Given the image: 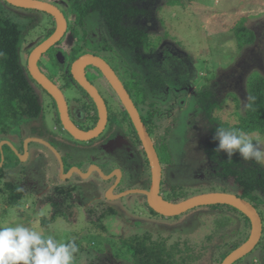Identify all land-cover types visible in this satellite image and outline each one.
<instances>
[{"label":"rangeland","instance_id":"obj_1","mask_svg":"<svg viewBox=\"0 0 264 264\" xmlns=\"http://www.w3.org/2000/svg\"><path fill=\"white\" fill-rule=\"evenodd\" d=\"M157 1L159 5L150 7L153 18L148 20L143 18L141 22L143 24L142 27L149 29L150 36L147 45H149V48H152L155 43H160V47L167 45L184 53L186 57L182 58V60L177 56H175L177 58L169 57L168 55L172 54L168 52V55H166L167 58H164L165 60H155L156 64L153 69L168 79L173 78L170 79L173 82H179V77H183V80L187 79V77H190L191 72L195 73L190 83L186 84L190 90L182 91L180 98L184 103L181 108H177V114L179 112H189L190 116L194 115L200 121V116H204V111L198 105V99L195 100L196 107L195 104L193 106L195 102L192 99V92L194 93L196 88L199 89L203 85L206 86L207 83L214 82L217 86L212 88L217 90H215L216 94L213 96V101L217 102L219 106L213 108L211 116L213 118L216 117L221 123H229L230 125L239 124L238 112L243 113V109L249 100V94H247L248 79L256 73L264 76V0H179L178 3L174 0V4L172 5H168L166 0ZM1 3L5 2L0 0V5ZM36 15V18L28 16L23 19L24 23L29 25L28 31H32L34 25V31L25 33L27 38L23 43L25 50L23 51V48L21 49L24 66L27 61V55L29 54V51L26 52V50L30 48L29 46L32 40H34L33 43L36 46L35 44L39 42L43 37V33L47 30V17H40L38 13ZM13 18L20 22L19 17L14 16ZM150 21L153 22L150 23ZM241 24L253 30L257 35L255 43L244 48H239L238 40L235 36L237 27L241 26ZM100 33H102L103 38L106 36L103 30ZM78 40L79 38H77ZM110 41L111 43L107 44L109 46L113 43V40L110 39ZM60 47L62 46L53 49L49 53L55 54L59 50L66 54L69 50ZM91 47H94V45ZM100 48V46H95L92 49L101 51ZM145 48L146 46L141 48V54L144 57L152 56L153 53L148 52ZM100 53L118 71V74L124 83L128 85L129 89L132 91L136 90V83L130 79L132 77L131 72L122 70L123 68H129L131 66L130 63L132 62L129 59V52L123 50L121 52L114 49V54L110 52L107 54L105 52ZM68 59L72 61V58ZM39 64L41 69L50 74L54 79L57 72L61 70L57 67L60 64H52L48 60H42ZM153 82H156V80H153ZM186 85L184 86L186 87ZM64 92L70 106H73L76 103L74 93L68 90H64ZM135 97H137L135 98L137 105L139 104L138 102L147 100L142 93ZM152 104L158 108L157 111L159 112L154 119L157 124L153 123L150 127L151 133L155 134L156 129L161 130L170 124L171 118L167 115L170 105L158 101ZM77 105L80 106L81 103H77ZM42 107L43 112L38 118L17 122L5 136L11 139L16 138L19 141L23 137L31 135L38 136V133L42 130L48 131L51 134L54 133L53 135H61L59 131H54V128L58 127V122L54 119V112H52V107L49 106L48 99L43 101ZM193 107L196 110H193ZM198 116L199 118H197ZM177 119V123L176 118L172 122L175 129L179 126V118L177 117ZM207 122L208 120H204L199 123L202 126H196V123L192 125L189 133L191 136L185 140H181V143H176L186 150H179V152L173 153L172 150H164L158 146V153L165 167L162 192L164 191V196L167 199L173 200V197H177L178 200H182L193 195L211 191H223L224 189L228 192L236 193L235 190L227 189L224 183L226 181L222 179H218L222 183L217 181L206 183L199 178L192 177L189 179L187 175V170L192 165H196L200 159H205V150L202 147L205 145L208 148V132L204 131ZM117 124H120L118 120L114 121L113 125ZM172 125L169 128L170 133L173 131ZM120 131V126L118 128L115 127L111 136L120 133ZM122 132H124V129ZM5 136H0V139ZM249 136L256 139V142L258 140L260 147L264 149V135L254 133ZM18 144L20 143L18 142ZM76 145L84 146L81 144ZM29 152V159L22 162L20 159H16L9 150H5L8 160L5 166L0 167V169H4L3 172H6L5 178L0 182V227L14 226L16 224H23L24 226L30 227L38 222L36 230L46 236V238L52 236L58 242L63 243H66L72 238H76L79 250L77 255H74L73 264H86L94 256L106 253H113L120 260L123 258L127 259L129 254L122 246L121 238L144 230L143 227L135 225L138 221L143 222L148 227L146 229L157 232L163 231L175 234L181 230L186 231L187 234L185 233L184 236L180 234L178 238L188 240L198 250L208 245L207 235L214 229L216 225L214 221L216 218L200 217L201 221L199 220L200 223L197 224L198 227L194 230L196 222L190 218V214L193 211L167 220L155 216H148L147 211L142 207L143 204L141 205V202H139L140 198L135 195L116 201L118 205L119 201L125 204L124 206L120 205V214L105 218L103 223L106 226V232L99 231L92 222L100 216L103 208L106 206L97 200L101 198V194L97 196L94 193V185L97 183L102 185V182L96 179V177H94L96 180L86 181L82 178H77V176L69 180L67 179V181L60 179L64 187L69 188L75 186L76 205L72 209V214L64 207L63 210L69 216L58 217L59 219L56 222H52L50 217L53 208L50 204L46 203L45 195L55 186L52 182L57 175L56 159L52 152L40 144H32ZM88 152L90 153L89 158H87V153H84L82 156L72 153L70 161L72 160L73 162H78L79 165L83 164L85 166L87 162L91 161V156L95 155L93 150H89ZM181 152L184 154V158L179 156ZM177 161L180 163L178 169L183 170L181 171L183 179L172 181L168 179L169 177L166 174L168 171H166V168ZM213 165L216 166L209 165L208 169L216 171L218 169L217 161L213 162ZM261 165L264 167V164ZM7 181L22 183L25 185L24 188L26 191H28L17 206H9L7 203V194L4 185ZM261 207V216L263 218L262 220H264V206ZM225 210L238 218L239 232L229 237L222 243L221 248H218L219 250L216 249V252H213L214 254L212 253V264H220L222 262V255L230 253L234 244L244 242L250 233V229L246 225L243 215L228 207ZM43 218L49 220L48 225L42 224ZM262 223L264 226V221ZM179 227L182 229H177ZM209 246L211 247V245ZM235 264H264V248L262 244L260 245L259 243L253 252Z\"/></svg>","mask_w":264,"mask_h":264},{"label":"flooded vegetation","instance_id":"obj_2","mask_svg":"<svg viewBox=\"0 0 264 264\" xmlns=\"http://www.w3.org/2000/svg\"><path fill=\"white\" fill-rule=\"evenodd\" d=\"M39 1H43L57 7L64 14L67 21V31L64 37L62 38V40L55 47L50 49L48 53L44 54L40 61L48 60L52 64L53 63L57 65L60 64V66L57 67H59L61 70L57 72L55 79L52 78V76L46 73L43 69L41 70L62 90L64 95H65L64 90L66 91L68 90L74 93L75 95L74 100L76 103L73 106H70L69 101L65 95L67 101V107H68V114L72 123L81 130H91L94 129L99 122V110L96 104L93 102V100L90 97H88V94L75 81L71 73V67L75 59L85 54H94L96 56L103 58L111 66V69L115 72L118 79L120 80L124 88L127 90L128 94L130 95V98L134 103V106L136 107L140 115L141 121L143 122L150 138H152L151 140L153 142L154 148L157 151V153L159 150L158 146L161 147V149L163 148L164 150H172L173 153L179 152V150H186L183 147L178 146L176 143H181L182 142L181 140H185L189 136H191L189 133L191 131L192 125L196 123V126L198 125L202 126L199 123H201L204 120H207L206 117L200 116L201 120L199 121L196 119V117H194V115L190 116L189 112H179L178 114L176 112L177 108H181V106L184 103V101L180 98L182 91L184 92L190 90L187 88L188 85L186 84L190 83V81L194 78L195 73L191 72L190 77L184 79L185 81L183 80V77H179L178 78L180 80L179 82H173L172 80H170L173 78L168 79L165 76H162L161 73L155 72V70L153 69L154 65L156 64L155 60L157 61L165 60L164 58H167L166 55H168V52L172 54V55H168L169 57H173V58L179 57L182 60L181 52L179 50H175L171 48L170 46L167 52H163L161 51V48L163 47H161L158 48L157 51L154 52L152 56H148V57L143 56L145 60L144 62H140V63L136 62L133 59V55H134L133 52L128 53L130 56L129 59L132 62L130 63L131 66L134 65L136 68L132 66L134 67L132 69V67L130 66L129 68H123L122 70L131 72L132 77L130 79H132L134 83H137L140 80L142 81L141 86L145 89L144 93L142 94L145 96V99L147 98V100L145 101L139 100L140 102H138L139 104L137 105V101L135 99L137 97L135 96L141 95V92L140 91L137 92V89L134 91L130 90L128 85L124 83V81L118 74V71L100 53V52L102 53L105 52L107 54L108 52H110L114 54V49L119 50L121 52L122 50L127 52L129 51L126 48L125 49L121 48L115 44V41L111 38V32L104 24V21L102 20L100 13L93 12L92 9L89 12L87 11L85 12L84 6L88 5V3H86V0H39ZM3 2L5 1L3 0ZM1 4L4 6V8L8 9L14 16L19 17L21 21H23V19L28 16L32 18L34 17L36 18L37 13L40 14V17L41 16L45 18L47 17L46 19L47 30L43 33V37L39 40V42L35 44L36 46L42 41L46 40L48 37H50L56 29L57 26L56 19H54V17L50 16L45 12L34 9H22V8L14 7L8 4L7 2ZM102 30L106 34L104 38L102 33H100ZM30 31L31 30H29L28 33H30ZM32 31H34V25L32 27ZM77 38H79L78 41ZM110 39L113 40V43L110 44L109 46L107 44L111 43ZM33 42L34 40H32V43L29 46L30 48L26 50V52L29 51L26 61L27 69H28V57L30 55V52L34 49V47H36L34 46ZM92 45H94V47L100 46L101 51H98L97 49H92L94 48L91 47ZM59 46H62L60 48H63L65 50L69 49L68 52L64 54L61 51L57 50L55 54L49 53L50 51H52L55 48H58ZM24 50H25V45L23 46V51ZM68 58H72V61H69ZM151 64L152 66H150ZM152 73L160 75L162 79L166 81V83L162 84L159 83L158 81L153 82V80L154 79L156 80V78L155 76H153L154 79H151L149 74L152 75ZM86 77L87 80L92 85H94L99 95L103 98L105 104V108L107 111V120L102 132L96 138L87 142L74 140L73 137L64 129L60 114L58 112L57 105L53 100V98L45 90H43L41 86H39L35 82L34 86L36 87V90L41 98L42 103L45 99H48L49 106L52 107V112H54L53 113L54 119L58 122L57 125L58 127H55L54 131L55 132L59 131L61 135L58 134L53 135L54 133L51 134L48 131L42 130L41 131L42 133L41 132L38 133L39 134L38 136L31 135L28 137H23L20 138L19 141H17L16 138L11 139L10 137L7 138L6 136L2 137L0 139V145L1 144L3 145L2 148H0V163L2 162V156L4 157L3 166H5V164L7 163L8 158L5 154V150H9L11 154L15 156L16 159L17 158L20 159L21 156L19 155H23L25 152L24 150H26L25 141H27V139L31 140L32 138H39L48 142L50 146L42 142L34 141L28 144L27 150H31L32 144H40L54 154L57 164V175L53 180L54 185L56 184V182L59 183L61 182L60 163L59 160L57 159L56 154L53 152V150H57L63 159V163L65 166V173H68L72 168H78L82 172L87 173L91 167H94L95 171L92 172L90 177L88 179H83V180L86 181L92 179L93 180L99 179V181L102 182V185H100L99 183L94 185L95 187L94 193H96L97 196L101 194L100 195L101 198H98L97 200L100 201L102 204H104L106 207L113 206L114 208H116L117 216L120 214V207L124 206L125 204L120 203L121 201H119L118 202L119 205H118L116 201L135 195L138 198H140L139 202H141V205L143 204L142 207L144 210L147 211L148 216H155L165 220L176 218V217H165L154 212L150 208L148 204L147 196L144 193H134L127 195L125 197H120V198L118 197L129 191L137 190L138 192H142V191L150 190L151 184L153 182L150 161L145 152V148L142 144V141L140 140V137L136 132L134 125L123 103L121 102L115 90L112 88L111 84L103 76L102 72L97 68L88 67L86 68ZM184 85H186V87ZM192 99L193 102H195V100L198 99L197 102L199 103V97L195 91L194 93L192 92ZM156 101L167 103V105H170V109L168 110L167 115L171 119L169 125H166L161 130L156 129V133L155 134L153 133L154 134L153 135L150 131L151 130L150 127L153 123H156L154 119L156 114H159V112L157 111L158 108H156L154 104H152ZM77 103H81V105L78 106ZM194 104L196 107V102L193 103V106ZM195 107H193V110H196ZM177 117L179 118V122H178L179 126L177 129H175V126L172 125V122L176 118V123H177L178 121ZM197 118H199V116ZM117 120L120 124L113 125L114 121ZM171 125L173 131L170 133L169 128ZM119 126L121 127L120 133L111 136V134L113 133V129L115 127L118 128ZM123 129L124 132H122ZM204 131L208 132L207 138L209 140L208 148H206L205 145H203L202 147V149L205 150L204 151L205 159L203 160L200 159L199 162L197 161L196 165H192L187 170V175L189 179H191L192 177L199 178L201 181L206 183H212L215 181L222 183L221 180H218L220 178L216 175L217 170L211 171L208 169L209 165L216 166L213 165V162H215V160L212 157H210V150H212L211 147L212 145L210 143L211 138H210L208 122L207 124H205ZM7 142H9L12 146H10ZM18 142L20 144H18ZM76 144H81L84 146H80ZM34 150H39V149H34ZM89 150H93L95 152V155L91 156L90 159L91 161L87 162L85 166H83V164L79 165L78 162H73L72 160L70 161V157L72 156V153L80 154L81 156L84 153H87L88 154L87 158H89L90 157V153L88 152ZM190 150H195V149H190ZM67 154L69 155L66 158ZM158 156L162 167L160 195L166 201L172 203H178L188 199L185 198L182 200H178L177 197H173L174 199L171 200V199H167L164 196V191L162 192V188L165 178L164 177L165 167L162 164L159 153ZM179 156H181V158L185 157L184 154H182V152L181 155ZM178 162L179 161H177L172 165H169L168 167L166 166L167 167L166 171H168L166 172V174L169 177L168 179L172 181L175 180L178 181L179 179H183L181 176L182 175L181 171L183 170L178 169V166L180 165V163ZM97 168H99L103 172L104 176H102L98 171H96ZM176 172H178V174H176ZM118 174H120V177ZM74 176H77V178H81L76 173L73 174L71 178H73ZM94 177H96V179H94ZM60 185L62 184L60 183ZM213 192L231 193L226 191L225 189L223 191H211L207 193H213ZM201 194H205V193H201ZM108 195L112 196V199H110ZM117 205L118 207H116ZM213 206H221L223 208L227 207L225 205H213ZM205 207H209V206L199 207L190 210L193 211V213L190 214L191 220L192 219L194 220V218L200 214L202 215V214L214 213L213 210H208V209L206 210ZM138 222L143 224V222L141 221ZM177 229H182V228L179 227Z\"/></svg>","mask_w":264,"mask_h":264},{"label":"trees","instance_id":"obj_3","mask_svg":"<svg viewBox=\"0 0 264 264\" xmlns=\"http://www.w3.org/2000/svg\"><path fill=\"white\" fill-rule=\"evenodd\" d=\"M176 3L179 0H175ZM168 5L174 4V0H166ZM87 6H84L85 12L91 9L93 12H99L104 24L111 32V38L115 44L121 48H126L128 52H133V59L140 63L144 62L141 48L145 47L148 52H156L160 47V43H155L152 48H149V29L142 27V20L153 18L151 15L152 9L159 5L157 0H86ZM150 5L149 7H147ZM14 15L4 6L0 5V135L5 136L10 132L17 122L33 120L38 118L42 112L43 107L41 98L34 86L35 81L31 78L28 69L23 65L21 56V49L23 48L24 40H26L25 33L28 32V24L24 21H17ZM153 21H150L152 23ZM235 36L238 40L239 48H244L255 43L256 33L247 27H237ZM106 46V45H105ZM169 46L165 45L161 51L167 52ZM182 58L186 57L182 53ZM151 79L159 83H166L158 74H149ZM155 80V79H154ZM152 82V80H151ZM187 82V81H186ZM142 81L136 83L137 92L144 93L145 89L141 86ZM217 86L212 83H207L195 92L199 97V106L204 111V117L208 120L209 132L211 138L210 157L217 161L219 167L216 175L228 182L227 189L236 191V195L251 202L260 215L262 211L260 208L264 206V167L254 160L244 161L240 157L234 156L231 159L224 155L223 152L214 150L215 142L212 136L216 129L223 127L225 129H239L248 135L259 133L264 135V76L261 74H253L247 81V89L249 100L243 109V113H239V124L230 125L229 123H221L216 117L211 116L213 108L218 107L219 104L213 101V96L216 94L212 87ZM213 89V90H212ZM233 95V94H232ZM253 142L256 139L251 137ZM0 169V182L5 178L6 172ZM25 173V172H24ZM32 178H34L32 176ZM35 180V179H34ZM53 183V182H52ZM61 183V182H60ZM56 182L54 188L46 193V203L52 206V213L50 220L56 222L58 217H65L66 211L72 214L74 209L76 188L64 187ZM63 183V182H62ZM5 189L7 194V203L9 206H17L25 197L26 189L22 183H15L11 181L5 182ZM231 210L238 212V210L227 206ZM226 208V207H225ZM221 206L205 207L207 210H213L214 213L200 214L194 218L197 229V224L201 221L200 217H212L216 223L211 233L207 235L208 245L202 247L201 250L196 249L188 240H183L179 235L184 236L186 231H179L178 233L160 232L146 229L140 222L135 225L144 228L139 233L133 235L123 236L122 246L125 248L129 257L118 259L115 254L106 253L97 255L91 258L86 264H212L213 254L216 249H220L222 243L229 237L239 232V220L232 214L224 211ZM75 214V212H74ZM112 215H117V210L113 206L103 208L100 216L93 220L94 226L99 230L106 232V226L103 223L105 218ZM178 217V216H177ZM176 217V218H177ZM245 218L246 225L251 231V224L249 219ZM262 217V216H261ZM263 219V218H262ZM264 221V220H263ZM43 225H48L49 220L43 218ZM187 234V233H186ZM250 234V233H249ZM46 238V236L42 235ZM249 237V235H248ZM244 240V242L248 239ZM69 241H75L78 247L76 238ZM68 242V241H67ZM244 242L234 244L231 251L239 247ZM264 248V231L263 238L260 241ZM211 245V247L209 246ZM257 248V247H256ZM218 249V250H219ZM214 252V253H213ZM213 253V254H212ZM212 254V255H211ZM229 254V253H228ZM222 255V261L226 255ZM74 255H77L75 253ZM119 256V254H118ZM126 260V261H125Z\"/></svg>","mask_w":264,"mask_h":264},{"label":"water","instance_id":"obj_4","mask_svg":"<svg viewBox=\"0 0 264 264\" xmlns=\"http://www.w3.org/2000/svg\"><path fill=\"white\" fill-rule=\"evenodd\" d=\"M4 1L14 7L22 9H34L45 12L56 19L57 26L53 34L46 40L39 43L30 52V55L28 57V72L31 78L53 98L57 105L64 129L73 137L74 140L87 142L96 138L102 132L107 120V111L103 98L99 95L94 85H92L87 80L86 68L94 67L99 69L119 96L145 148V152L151 165L153 182L151 184L150 190L148 191H129L118 197H125L134 193H144L147 196L150 208L154 212L165 217H177L184 213H187L190 210L204 206L225 205L234 208L249 219V223L251 224V231L248 239L239 247L226 255V257L220 264H235L248 256L251 252H253L262 239L264 226L260 213L258 212L256 207L248 200L234 193L213 192L196 195L178 203H172L166 201L160 195L162 167L160 164L158 153L155 150L153 142L151 140L152 138H150L143 122L141 121L140 115L136 107L134 106L130 95L118 79L115 72L111 69V66L103 58L94 54H85L75 59L71 67V73L75 81L81 86V88H83V90L88 94V97H90L96 104L99 110V122L96 127L91 130H81L72 123L69 118L67 101L64 93L44 72H42L39 66V62L42 56L48 53L50 49L55 47L62 40L67 31V21L64 14L54 5L39 0ZM34 141L42 142L50 146L48 142L39 138H32L31 140L27 139V141H25L26 150H24L25 152L23 155H19L21 156L20 160L22 162L28 160L29 150H27V147L30 142ZM7 143L12 146L9 142ZM2 146L3 145L1 144L0 148H2ZM53 152L56 154L57 159L60 163V176L62 180L70 179L75 173L78 174L82 179H88L92 172L95 171L94 167H91L87 173L82 172L78 168H72L68 173H65V166L60 153L57 150H53ZM3 161L4 157L2 156L0 167L3 166ZM96 171L104 176L103 172L99 168H97ZM118 175L120 177V174ZM109 198L112 199V196H109Z\"/></svg>","mask_w":264,"mask_h":264},{"label":"clouds","instance_id":"obj_5","mask_svg":"<svg viewBox=\"0 0 264 264\" xmlns=\"http://www.w3.org/2000/svg\"><path fill=\"white\" fill-rule=\"evenodd\" d=\"M42 103V101H41ZM216 146L228 158L240 157L264 164V149L259 141L239 129L219 127L212 136ZM37 224L0 227V264H73L78 252L75 241L58 242L54 237H43ZM263 237V236H262Z\"/></svg>","mask_w":264,"mask_h":264}]
</instances>
